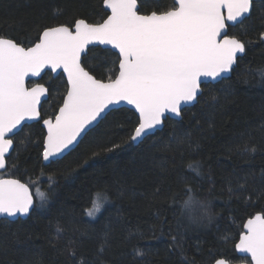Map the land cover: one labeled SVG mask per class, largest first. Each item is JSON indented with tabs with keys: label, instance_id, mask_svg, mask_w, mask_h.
<instances>
[{
	"label": "trees",
	"instance_id": "1",
	"mask_svg": "<svg viewBox=\"0 0 264 264\" xmlns=\"http://www.w3.org/2000/svg\"><path fill=\"white\" fill-rule=\"evenodd\" d=\"M142 7L147 13L156 5L147 0ZM106 12L103 0H0V33L34 40L38 27L84 17L101 22ZM262 33L264 0H257L250 19L229 28L246 46L231 76L205 84L181 120L169 118L162 132L142 144L126 142V133L116 127L115 121L125 128L132 126L129 120L135 122L136 113L126 107L109 116L70 155L49 164L42 160L40 122L25 128L31 143L19 146L24 134L17 137L5 174L29 184L36 203L26 219L0 221V264H100L97 253L106 238L110 247L102 257L104 264H213L222 257L240 261L235 245L243 225L264 213ZM104 50L96 47L89 58L98 78L112 75L115 67V56ZM41 81L54 84L43 107L44 115H52L62 102L65 78L48 72ZM188 134L198 148L180 142ZM112 141L121 146L114 151L98 147ZM245 143L255 145L256 151H245ZM197 161L202 164L199 177L187 167ZM49 178L54 191L49 190ZM185 178L191 194L209 205L211 222L190 223L183 212ZM37 190L48 195L43 206ZM96 193L106 194L108 201L96 216L88 217L85 209ZM57 227L63 229L59 235ZM225 234L227 242L221 240ZM173 236L182 247L174 245ZM135 248L145 255L134 259Z\"/></svg>",
	"mask_w": 264,
	"mask_h": 264
},
{
	"label": "snow or ice",
	"instance_id": "2",
	"mask_svg": "<svg viewBox=\"0 0 264 264\" xmlns=\"http://www.w3.org/2000/svg\"><path fill=\"white\" fill-rule=\"evenodd\" d=\"M146 2L103 0L110 14L106 12L101 22H90L84 17L44 25L36 29L34 40L0 33V169L5 168V156L13 147L9 134H24L19 146L31 143L29 134L24 133L25 128L31 127L26 121L42 120L46 127L43 159L55 162L70 155L79 143L95 133L109 116L119 111L117 106L121 102L131 105L137 115L134 123L129 120L130 128L119 121H115L116 127L126 133V142L142 144L163 131L169 114L181 117L184 106L197 101L202 77L217 78L230 72L237 54L245 52V42L229 35L228 30L250 19L253 0H172L170 5L165 0H151L155 10L142 14ZM56 12L62 14L59 9ZM98 45H110L111 49L104 51L115 56L111 60L115 67L107 78H98L89 63ZM45 69L62 70L61 76L66 74L62 102L46 118L42 117L41 101L48 100L54 84L46 87L45 83L28 82L29 77L43 79ZM180 142L194 149L199 147L190 134ZM120 146L114 141L98 144L103 151H114ZM244 150L255 152L256 147L245 143ZM187 167L195 176L202 175L200 162ZM49 180V190L54 191V181ZM185 191L181 208L190 223L211 222L209 205L191 194L187 178ZM37 195L43 206L48 195L39 190ZM107 201L106 194L96 193L85 215L96 216ZM31 210L33 196L28 186L17 179L0 178V216H27ZM243 228L246 231L239 236L235 248L250 254L254 264H264V213L249 218ZM56 231L59 235L63 229L57 227ZM138 238L143 239L144 234L140 233ZM228 239L227 234L221 236L224 242ZM173 241L176 247H182L176 236ZM109 247L106 238L97 253L100 264H104L102 257ZM133 253L134 259L145 255L139 248L133 249ZM239 260L240 264H248L247 257L241 256ZM215 264L230 261L217 259Z\"/></svg>",
	"mask_w": 264,
	"mask_h": 264
},
{
	"label": "water",
	"instance_id": "3",
	"mask_svg": "<svg viewBox=\"0 0 264 264\" xmlns=\"http://www.w3.org/2000/svg\"><path fill=\"white\" fill-rule=\"evenodd\" d=\"M255 1H257V0H253V4H254V2ZM104 7H105V9H106V5L104 4ZM108 12H109V14H110V10L109 9H106ZM142 14H146V13H142ZM251 14V13H250ZM250 14H249V16H250ZM228 23H232V22H228ZM229 31V30H228ZM230 35V34H229ZM239 39V38H238ZM243 42V41H242ZM99 47H102V48H104V49H111V46L110 45H98ZM98 46H96V47H98ZM90 47H92V46H90ZM112 51L113 52H115L116 50L115 49H112ZM245 51H246V46H245ZM245 54V52L244 53H238L237 54V60H236V63L233 65V67H232V69L230 70V72H228V73H225V74H222V76L221 77H217V78H210V77H202L201 78V80H202V83H201V93L198 95V97H197V101H194V102H192L191 104H189V105H185L184 106V109H186V108H189V107H192V106H194L197 102H198V99H199V97H200V95L202 94V92H203V86L205 85V84H209V83H217V82H219V81H221V80H223V79H225V78H228V77H230L231 76V74H232V70L234 69V67L236 66V64H237V61H238V59L240 58V57H242L243 55ZM61 71L62 70H57L56 72H52L51 70H49V69H45V73H47V72H50V73H52V75H53V77H56V76H58V75H60V73H61ZM45 73H42L41 74V76L42 77H44V75H45ZM64 76V78H65V80H66V74H64L63 75ZM40 82L41 81V78L40 77H29L28 78V82ZM40 83H42V82H40ZM46 86V85H45ZM47 87V86H46ZM45 100L42 98V101H41V104H43V102H44ZM118 108H122V107H126V108H129V109H131V110H133L134 111V109H133V107L131 106V105H128L126 102H121V104L119 105V106H117ZM183 112V111H182ZM137 115V114H136ZM182 116L183 115H181V117H174L172 114H169V117L170 118H172V119H176V120H181L182 119ZM33 122H37V121H26L25 123H27V124H31V123H33ZM42 126H43V128L45 129V136H46V127L43 125V123H42ZM21 127H23V125L21 126ZM163 128H164V126H163ZM10 135V138H12V134H9ZM135 145H137V144H135ZM13 148H14V142H13V147L11 148V149H9V151H8V153L6 154V156H5V159H6V166H7V157L11 154V152H12V150H13ZM66 156V155H65ZM42 160H43V163L44 164H49L52 160H49V161H45L44 159H43V155H42ZM6 166H5V168L4 169H0V171H3V170H5L6 169ZM3 179H17V180H19L21 183H23V184H26L27 186H28V188H29V191H30V193L32 194V196H33V209H34V207H35V203H36V200H35V196H34V193H33V190L31 189V187L29 186V184H27L26 182H24V181H22V180H20V179H18V178H15V177H3ZM32 211L33 210H31L30 212H29V214L27 215V216H24V215H21V214H18L16 217H5V216H0V221L1 220H3V219H7V220H10V221H14V220H17V219H26L27 217H29V215L32 213ZM257 214H260V213H257ZM256 215V214H255ZM253 217V216H252ZM252 217H250V218H252ZM249 219V218H248ZM247 219V220H248ZM247 220H246V222H245V224L247 223ZM246 231V229H244L243 230V232L241 233V235L244 233ZM239 243V239H238V241H237V243L236 244H238ZM236 249V248H235ZM236 252H237V254L241 257V256H244V257H247L248 259H249V261H248V264H254V262H252L251 261V258H250V254H246V253H240L239 252V250L238 249H236ZM219 259H226V258H224V257H222V258H219ZM228 260V259H227ZM230 261V260H229ZM213 264H215V262L213 263ZM230 264H240V261H237V262H235V261H230Z\"/></svg>",
	"mask_w": 264,
	"mask_h": 264
},
{
	"label": "flooded vegetation",
	"instance_id": "4",
	"mask_svg": "<svg viewBox=\"0 0 264 264\" xmlns=\"http://www.w3.org/2000/svg\"><path fill=\"white\" fill-rule=\"evenodd\" d=\"M48 73V72H47ZM52 74V73H51ZM32 82V81H31ZM40 82H42V81H40ZM34 83V82H33ZM43 83V82H42ZM47 86V85H46ZM48 87V86H47ZM49 96H50V90H49ZM49 99V98H48ZM48 101V100H47ZM46 101V102H47ZM46 102L44 101L43 102V104H42V117H44V118H46L47 116H49V114H45L44 115V111H43V107L45 106V104H46ZM58 110V109H57ZM40 122V124H41V127L43 128V126H42V120H39V121H37V122H33V123H39ZM33 123H31V124H33ZM31 124H29V125H31ZM43 130H44V138H45V129L43 128ZM13 138V142H14V148H13V150H12V152L14 151V149H15V145H16V140H17V137H12ZM43 149H44V143H43ZM12 152H11V154H12ZM43 153V152H42ZM10 154V155H11ZM10 155L7 157V166H6V169H7V167H8V164H9V157H10ZM6 169L5 170H3V171H0V178H3V177H10V176H8V175H6L5 174V171H6ZM4 220V219H3Z\"/></svg>",
	"mask_w": 264,
	"mask_h": 264
}]
</instances>
